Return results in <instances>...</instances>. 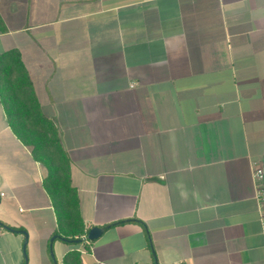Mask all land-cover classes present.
<instances>
[{"label":"crops","instance_id":"obj_1","mask_svg":"<svg viewBox=\"0 0 264 264\" xmlns=\"http://www.w3.org/2000/svg\"><path fill=\"white\" fill-rule=\"evenodd\" d=\"M12 51L87 232L63 237L0 95V264H264V0H0V64ZM127 219L145 226H108Z\"/></svg>","mask_w":264,"mask_h":264},{"label":"trees","instance_id":"obj_2","mask_svg":"<svg viewBox=\"0 0 264 264\" xmlns=\"http://www.w3.org/2000/svg\"><path fill=\"white\" fill-rule=\"evenodd\" d=\"M10 54V60L0 64V95L8 119L23 142L33 146L35 156L48 166L49 175L45 186L56 204L60 220L70 226L63 237L69 242L78 243L87 230L80 226L82 221L78 214L76 215L77 198L71 186L67 154L57 136V127L39 112L31 81L21 63L19 53L12 51ZM126 222H139L145 226L139 219L117 221L108 226ZM3 225L12 230L25 231L23 227ZM63 264H84L81 252L77 249L68 252Z\"/></svg>","mask_w":264,"mask_h":264},{"label":"built area","instance_id":"obj_3","mask_svg":"<svg viewBox=\"0 0 264 264\" xmlns=\"http://www.w3.org/2000/svg\"><path fill=\"white\" fill-rule=\"evenodd\" d=\"M255 178L257 180V195L262 203V210H261V223L263 227V234H264V165L259 164L255 170Z\"/></svg>","mask_w":264,"mask_h":264},{"label":"water","instance_id":"obj_4","mask_svg":"<svg viewBox=\"0 0 264 264\" xmlns=\"http://www.w3.org/2000/svg\"><path fill=\"white\" fill-rule=\"evenodd\" d=\"M104 229H105L104 227H100V226H94V227L90 228L88 230V233H87V239H89V240L97 239L101 235V233L104 231ZM24 233L26 234V239L24 242V253H25L26 260H28L27 253H26V246H27V242H28V237H27V233L25 231H24ZM52 240H53V238H52ZM80 241H83V238H81Z\"/></svg>","mask_w":264,"mask_h":264},{"label":"rangeland","instance_id":"obj_5","mask_svg":"<svg viewBox=\"0 0 264 264\" xmlns=\"http://www.w3.org/2000/svg\"><path fill=\"white\" fill-rule=\"evenodd\" d=\"M260 164H263L264 165V156L262 157V159L260 161Z\"/></svg>","mask_w":264,"mask_h":264}]
</instances>
